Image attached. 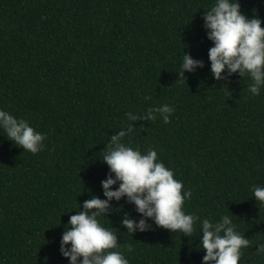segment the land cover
<instances>
[{"label":"trees","instance_id":"1","mask_svg":"<svg viewBox=\"0 0 264 264\" xmlns=\"http://www.w3.org/2000/svg\"><path fill=\"white\" fill-rule=\"evenodd\" d=\"M214 2L0 0V108L46 133L33 154L0 131V264H68L61 234L83 200L104 198V152L129 125L123 141L155 148L191 189L184 210L231 216L250 242L238 264H264V204L252 192L264 186V87L254 96L247 75L213 78L202 16ZM238 2L264 27V0ZM184 52L204 66L179 78ZM165 103L168 123L140 118ZM125 213L141 218L121 197L99 219L129 264H201L199 221L190 236L148 218L130 234Z\"/></svg>","mask_w":264,"mask_h":264},{"label":"clouds","instance_id":"2","mask_svg":"<svg viewBox=\"0 0 264 264\" xmlns=\"http://www.w3.org/2000/svg\"><path fill=\"white\" fill-rule=\"evenodd\" d=\"M202 27L212 42L207 58L214 79L221 80L222 73L230 77L238 73L249 76L248 85L252 95L260 94L264 87V27L257 16L246 17L238 0H215L208 11H204ZM204 61L194 59L184 52L178 77L185 78V71L195 72ZM174 106L167 103L149 109L140 118L154 120L159 114L164 123L170 120ZM127 115V113H126ZM133 116L132 119H137ZM0 131L14 145L33 154L40 151L46 133L36 131L30 123L15 117L0 108ZM132 131L129 125L128 133ZM123 128L111 136L103 155L109 172L101 181L103 197L92 195L83 200L79 210L70 215L67 227L61 234L59 251L68 259V264H129L125 255L117 250V234L100 222V217L109 213L110 202L121 197L135 205L141 215L134 220L124 214L120 221L128 233L148 230L147 219L158 227L190 236L197 221L200 222L199 249L204 251L201 264H238L242 248L249 246V239L236 229L232 217L223 215L212 222L184 210V202L192 195L191 189L183 188V181L174 178V170L158 159L155 148L142 152L123 141L128 135ZM113 188L112 186L117 184ZM256 202L264 204V186L252 189ZM264 252V244L257 245Z\"/></svg>","mask_w":264,"mask_h":264}]
</instances>
